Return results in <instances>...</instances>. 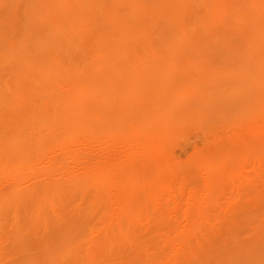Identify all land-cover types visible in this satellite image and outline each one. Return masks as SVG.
I'll use <instances>...</instances> for the list:
<instances>
[{"label":"rangeland","instance_id":"rangeland-1","mask_svg":"<svg viewBox=\"0 0 264 264\" xmlns=\"http://www.w3.org/2000/svg\"><path fill=\"white\" fill-rule=\"evenodd\" d=\"M2 1L0 264H264V0Z\"/></svg>","mask_w":264,"mask_h":264},{"label":"bare ground","instance_id":"bare-ground-1","mask_svg":"<svg viewBox=\"0 0 264 264\" xmlns=\"http://www.w3.org/2000/svg\"><path fill=\"white\" fill-rule=\"evenodd\" d=\"M3 1H4V0H3ZM3 1H2V2H3ZM21 1H22V0H20V2H21ZM27 1H28V0H27ZM32 1H33V0H32ZM43 1H44L43 4H45V6H43V4H42V6H43V8L45 7V8H44L45 10H44V11L41 10L42 12H40L41 15H42V17L45 15L47 18H49L50 16H53V15L56 16L57 14H59V15H57V16H59V18L62 19V21H61L60 24L58 25V28H57V29H59V30H61V31L64 30V31H67V32H69L70 30L78 31V30L80 29V27H79V22L77 21V19H76L75 17H73V18L71 17L72 19L70 18V20H67V22H66V20H65V16L67 17V15L70 14V10H71V12H72V8H73V5H74V2H73V1H70V0H39V3L41 4ZM114 1H115V0H114ZM127 1H128V0H127ZM2 2H1V3H2ZM5 2H6V1H4L3 4H5V8H6V9H8V5H9V8L12 7V8L10 9V11H9V9H8L7 11H9L10 14H11V12H12V16L15 17V19H14V18H13V19L16 20V21L20 20V19H21V16H20V18L17 19V17H19V16H17V14H16V13H17L16 10H18V6L20 5L19 1H18V0H7V2H6V3H5ZM30 2H31V0H30ZM34 2H36V1L34 0ZM77 2H78V1H77ZM84 2H85V1H84ZM118 2H119V1H117L116 4H117ZM24 3H25V1H24ZM24 3H22L23 5L21 4L22 6L19 7V8H22L23 6L25 7ZM26 3H27V2H26ZM26 3H25V4H26ZM82 3H83V2H82ZM113 3H115V2H113ZM113 3H112V5H113V7H114V4H113ZM18 4H19V5H18ZM32 4H34V3H31V4H28V3H27V5H30V8H31V5H32ZM36 4H37V2H36ZM92 4H93V3H92ZM92 4H91V5H92ZM86 5H87V3H86ZM3 6H4V5H3ZM33 6H35V5H33ZM33 6H32V8H31V10H30L31 13H30V14L28 13V14H29V15H33V14H34L33 16H34L35 18H36V16H37V18H38L39 16H38L37 14H39V12H38L39 9H37V12H38V13H37L36 16H35V11H36V10L33 9ZM36 6H37V5H36ZM84 6H85V3H84ZM0 7H2V6H0ZM15 7L17 8V9L15 10L16 12H15L14 10H12V9H15ZM37 7H39V6H37ZM40 7H41V6H40ZM87 7H88V6H87ZM91 7H93V6H91ZM26 8H29V6H27ZM41 8H42V7H41ZM99 8H100V7H99ZM23 9H24V8H23ZM32 9H33V11H32ZM94 9H95V8H94ZM94 9H93V13L95 12ZM116 9H117V8H116ZM116 9H115V10H116ZM2 10H3V8H2ZM34 10H35V11H34ZM103 10H104V9H103ZM0 11H1V9H0ZM3 11H4V10H3ZM3 11H2L1 14L4 13ZM5 11H6V10H5ZM19 11H20V13H21V10H19ZM19 11H18V12H19ZM89 12H91V10H90ZM9 13L7 12V14H9ZM13 13H14V15H13ZM62 13H63V14H62ZM95 13H97V12H95ZM98 13H99V11H98ZM7 14H6V16H7ZM15 14H16V15H15ZM28 14H27V15L25 14V16H26V17H30V16H28ZM91 14H92V12H91ZM116 14H117V13H116ZM116 14H114V15H116ZM4 15H5V14H4ZM4 15H3V16H4ZM18 15H19V14H18ZM20 15H21V14H20ZM39 15H40V14H39ZM93 15L95 16V14H93ZM106 15H107V14H106ZM110 15H111V14H110ZM6 16L2 17L3 20H5ZM12 16H11V17H12ZM22 16H23V15H22ZM62 16H63L64 18H63ZM73 16H74V15H73ZM90 16H91V15H90ZM104 16H105V15H104ZM9 17H10V15H9ZM9 17H8V18H9ZM11 17H10V18H11ZM26 17H25L24 20L27 19ZM34 17H31V20H32V21H33V18H34ZM40 18H41V16H40ZM59 18H58V19H59ZM91 18L94 19L92 16H91ZM91 18H90V19H91ZM28 19H29V18H28ZM28 19H27L25 22H23V23H27V24H28V23H29V22H28ZM83 19H84V17H83ZM108 19H109V18H108ZM10 20H11V19H10ZM22 20H23V18H22L20 21H22ZM24 20H23V21H24ZM43 20H44V19H43ZM0 21H1L0 23H2V20H0ZM6 21H7V20H5V21H3V22L5 23ZM12 21H13V20H12ZM35 21H36V20H35ZM90 21H91V20H90ZM104 21H105V20H104ZM9 22H11V21H9ZM51 22H52V21H51ZM80 22H81V21H80ZM85 22H88V19H87V21H85ZM116 22H117V21H116ZM119 22H120V21H119ZM6 23H8V22H6ZM21 23H22V22H21ZM23 23H22V24H23ZM36 23H37V22H36ZM36 23H35V24H36ZM82 23H83V22H82ZM93 23H94V21H93ZM93 23H92V24H93ZM110 23H111V22H110ZM11 24H12V23H11ZM13 24H14V23H13ZM13 24H12V26H13ZM16 24H19V25H20V22H16ZM16 24H15V26L17 27ZM33 24H34V23H33ZM86 24H87V23H86ZM112 24H113V23H112ZM19 25H18V26H19ZM25 25H26V24H25ZM25 25H24V26H25ZM0 26H2V27L5 26V27H7L5 24L0 25ZM27 26H28V25H27ZM31 26H32V23H31ZM84 26H86V25H84ZM88 26H89V25H88ZM92 26H94V25H90V27H88V28L90 29ZM8 27H9V26H8ZM16 27H15V29H14V26H13V29L16 30ZM25 27H26V26H25ZM28 27H29V26H28ZM33 27H34V26H33ZM54 27H55V26H54ZM54 27H52V28H54ZM107 27H108V26H107ZM109 27H110V26H109ZM121 27H122V26H121ZM21 28H22V25H21ZM83 28L85 29V27H83ZM94 28H95V27H94ZM105 28H106V27H105ZM115 28H116V27H115ZM122 28H123V27H122ZM13 29H10V27H9V30H10V36H9V34H8V36H9V41L13 40V44H14V43L18 42V40H16V38L14 37V36H16L15 34H14V36H12L13 33L11 34V32L13 31ZM19 29H20V28H19ZM19 29H17V30H19ZM28 29H30V28H28ZM120 29H121V28H120ZM2 30H3V29H0V32H2ZM7 30H8V29H7ZM7 30H6V31H7ZM21 30H22V33H25V32H27V27H26V30L24 29V32H23V29H21ZM49 30H50V29H49ZM85 30H87V29H85ZM92 30H93V29H91V31H92ZM94 30H95V29H94ZM101 30H102V29H101ZM104 30H105V29H104ZM106 30H107V31H105L104 34H105L106 32H108L110 29H107V28H106ZM118 30H119V29H118ZM46 31H47V30H45V32H46ZM54 31H55V30H54ZM79 31H80V30H79ZM13 32H14V31H13ZM19 32H21V31L19 30ZM19 32H18V34H19ZM71 32H72V31H71ZM71 32H70V33H71ZM84 32H85V31H84ZM87 32H88V31H87ZM98 32H99V31H98ZM102 32H103V30H102ZM113 32H114V31H113ZM4 33L7 34V32H4ZM14 33H16V32H14ZM65 33H66V32H65ZM75 33H76V32H75ZM111 33H112V32H111ZM115 33H116V32H115ZM115 33H114V35H115ZM122 33H123V32H122ZM0 34H2V33H0ZM5 34H4V35H5ZM16 34H17V33H16ZM40 34H41V33H40ZM42 34H43V33H42ZM42 34H41V35H42ZM81 34H82V31H81ZM94 34H95V33H94ZM100 34H101V33H100ZM28 35H29V34H28ZM66 35H67V34H66ZM71 35H72V34H71ZM71 35H70V36H71ZM1 36H2V35H1ZM43 36H44V35H43ZM67 36H68V35H67ZM72 36H75V35L73 34ZM83 36H84V35H83ZM83 36H82V37H83ZM10 37H11V40H10ZM19 37H26V36H19ZM19 37H18V38H19ZM78 37L81 38V36H80L79 34H78ZM78 37H77V39H79ZM104 37H105V36H104ZM104 37H103V38H104ZM113 37H115V36H113ZM116 37L118 38V36H116ZM116 37H115V38H116ZM12 38H13V39H12ZM14 38H15V40H14ZM26 38H27V37H26ZM43 38H44V37H43ZM45 38H46V37H45ZM96 38H97V37H96ZM128 38H129V37H128ZM67 39H68V38H67ZM69 39H71V38H69ZM77 39H76V40H77ZM7 40H8V39H7V38H4L3 36L0 37V41H1V45H0L1 47H0V48H1V49L3 48L2 46H5V45H3V44H5ZM23 40L26 42L27 39H26V40L23 39ZM73 40H75V38H73ZM118 40H119V39H118ZM4 41H5V42H4ZM15 41H16V42H15ZM19 41L22 42V38H21V40H19ZM33 41H34V40H33ZM33 41H32V42H33ZM54 41H56V40H54ZM67 41H68V40H67ZM77 41H79V40H77ZM2 42H4V43L2 44ZM7 42H8V41H7ZM21 42H20V43H21ZM28 42H29V41H28ZM69 42H70V41H69ZM72 42H73V41H72ZM75 42H76V41H75ZM116 42H117V41H116ZM118 42H119V41H118ZM9 43H10V42H9ZM9 43H8V45H9ZM54 43H56V42H54ZM73 43H74V42H73ZM13 44L10 43V45H12V47H13ZM16 44H18V43H16ZM52 44H53V43H52ZM69 44H71V42H70ZM124 44H125V43H124ZM10 45H9V46H10ZM26 45L28 46V44H26ZM31 45H32V44H31ZM119 45H120V44H118V46H119ZM10 47H11V46H10ZM7 48H8V47H7ZM30 48H31V47H30ZM63 48H64V47H62V49H63ZM5 49H6V47H5ZM54 49H55V48H54ZM8 50H10V49H8ZM8 50H6V51L8 52ZM29 50H30V49H29ZM2 51H4V50H2ZM10 51H11V50H10ZM13 51L15 52V50H13ZM13 51H12V52H13ZM14 52H13V53H14ZM3 53H4V52H3ZM13 53H12V54H13ZM5 54H6V52H5ZM5 54H3V55H5ZM10 54H11V53H10ZM14 54H15V53H14ZM0 55H1V54H0ZM7 55H8V57L10 56L8 53H7ZM0 57H2V55H1ZM5 57H6V56H5ZM8 57H7V58H8ZM2 59H3V58H2ZM10 60H11V61H15L14 59H10ZM17 60H18V59H17ZM25 60H26V59H25ZM27 60H28V59H27ZM27 60H26V61H27ZM30 60H32V59H30ZM28 61H29V60H28ZM32 61H33V60H32ZM36 61H37V60H36ZM38 61H39V60H38ZM40 61H41V60H40ZM46 61H47V60H46ZM33 62H34V61H33ZM42 62H43V61H42ZM50 62H51V61H50ZM6 63H8V62L6 61ZM40 63H41V62H40ZM0 64H1V61H0ZM29 64H30V63H29ZM26 65L29 66L28 64H26ZM33 65H34V64H33ZM50 66H52V65H50ZM31 68H32V67H31ZM33 68H34V67H33ZM46 68H47V67H46ZM49 68H50V67H49ZM53 68H54V67H53ZM22 69H23V68H22ZM28 69H29V67H28ZM29 70L31 71V69H29ZM29 70H27V69L25 68V70L23 71V72H25V75H27V74H26V71H29ZM50 70H51V69H50ZM53 70H54V69H53ZM53 70H52V71H53ZM34 71H35V70H34ZM16 72H17V71H16ZM16 72H13L12 74L15 73V74L17 75ZM19 72H20V71H19ZM32 72H33V71H32ZM21 73H22V71H21ZM21 73H19V74H21ZM12 74H10V75H12ZM15 74L13 75V77L15 76ZM19 74H18V75H19ZM18 75H17V76H18ZM18 77H19V76H18ZM20 78H22V76H20ZM23 78H24V77H23ZM16 79H18V78H16ZM23 125H24V124H23ZM26 125H27V124H26ZM26 125H25V126H26ZM25 126H22L23 129L25 128ZM22 127H21V129H22ZM26 127H28V126H26ZM9 128H11V127H9ZM13 128H14V127H13ZM18 129H20V128H18ZM9 131H10V130H9ZM17 132L19 133V131H17ZM13 133H15V131H14ZM18 133H17V134H18ZM20 133H21V132H20ZM20 133H19V134H20ZM23 133H25V132H23ZM11 134H12V133H11ZM11 134H10V135H11ZM20 137H21V136H20ZM38 137H39V136H38ZM38 137L35 139L36 141H37ZM16 139H17V138H16ZM23 139H24V138H23ZM12 140H13V139H12ZM18 140H20V139H18ZM18 140H17V141H18ZM21 140H22V138H21ZM9 141H11V140H9ZM36 141H34V143H35ZM161 141H162V140H161ZM12 142H14V141H12ZM167 142H170V141H167ZM167 142H166V143H167ZM10 143H11V142H9L8 145H9ZM16 143H17V142H16ZM16 143H15V144H16ZM166 143H165V144H166ZM21 144H22V143H21ZM160 144H161V143H160ZM161 145L164 146L163 143H162ZM166 145H167V144H166ZM1 146H3V145L1 144ZM14 146H15V145H14ZM5 147H7V146H5ZM5 147L3 148V150L5 149ZM19 147H20V145H19ZM12 148H15V147H12ZM6 149H7L8 151H7ZM6 149H5V151L9 153V151H10L11 148H10V149L6 148ZM22 149H23V148H22ZM11 150H13V149H11ZM15 150H16V148H15ZM1 152H2V151H1ZM12 152H13V151H12ZM19 152H20V151H18V152H16V153H19ZM21 152H23V151H21ZM16 153H15V154H16ZM6 154H7V153H5V155H6ZM12 155H13V153L11 154V156H12ZM20 155H21V154H20ZM9 156H10V155H9ZM14 156H15V155H14ZM2 157H4V156H2ZM17 157H18V156H17ZM11 158H12V157H11ZM15 158H16V157H15ZM2 171H3V170H2ZM11 206H12V205H11ZM11 206H10V208H9L10 210H11ZM10 210H9V211H10ZM0 223H1V222H0ZM65 251H66V250H65ZM68 251H71V250L67 249V252H68Z\"/></svg>","mask_w":264,"mask_h":264}]
</instances>
